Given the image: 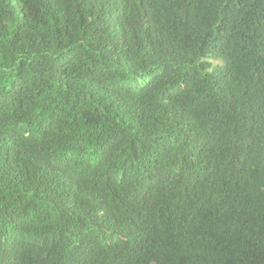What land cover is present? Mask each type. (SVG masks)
I'll use <instances>...</instances> for the list:
<instances>
[{
  "label": "trees",
  "instance_id": "1",
  "mask_svg": "<svg viewBox=\"0 0 264 264\" xmlns=\"http://www.w3.org/2000/svg\"><path fill=\"white\" fill-rule=\"evenodd\" d=\"M0 264H264V0H0Z\"/></svg>",
  "mask_w": 264,
  "mask_h": 264
}]
</instances>
